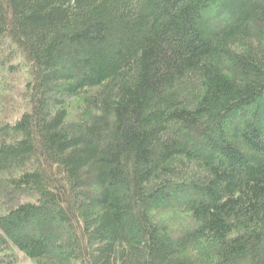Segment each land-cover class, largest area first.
<instances>
[{"label": "trees", "instance_id": "obj_1", "mask_svg": "<svg viewBox=\"0 0 264 264\" xmlns=\"http://www.w3.org/2000/svg\"><path fill=\"white\" fill-rule=\"evenodd\" d=\"M4 74L0 264H264V0H0Z\"/></svg>", "mask_w": 264, "mask_h": 264}, {"label": "rangeland", "instance_id": "obj_2", "mask_svg": "<svg viewBox=\"0 0 264 264\" xmlns=\"http://www.w3.org/2000/svg\"><path fill=\"white\" fill-rule=\"evenodd\" d=\"M6 71H7V68H6ZM4 76H5V80L3 79ZM17 80H21V82H23V80H25V78H23L22 75H17L16 77H14V76H10L9 77L8 75H5V74L4 75H0V119H5V118L10 119L11 115L14 114L12 112L11 107H10L11 103H9L7 105L6 103L3 102V99H5L6 101H9L8 99L13 98L7 92L9 90H13V89H16L17 87H19L20 84H19V82H17ZM5 84H7L6 87L8 88V90H7V88L6 89L3 88V86ZM12 262H14V260H12ZM14 263L15 264H33L32 262H29V261L23 259L20 256L18 257V259Z\"/></svg>", "mask_w": 264, "mask_h": 264}]
</instances>
